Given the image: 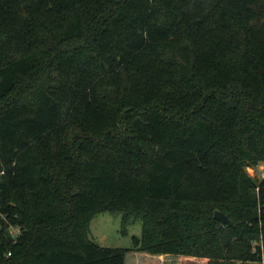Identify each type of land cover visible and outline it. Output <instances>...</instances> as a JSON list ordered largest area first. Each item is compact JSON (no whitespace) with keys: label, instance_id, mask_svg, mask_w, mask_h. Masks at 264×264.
<instances>
[{"label":"trees","instance_id":"16d2710c","mask_svg":"<svg viewBox=\"0 0 264 264\" xmlns=\"http://www.w3.org/2000/svg\"><path fill=\"white\" fill-rule=\"evenodd\" d=\"M260 162L264 0H0V264H264Z\"/></svg>","mask_w":264,"mask_h":264},{"label":"rangeland","instance_id":"374dc122","mask_svg":"<svg viewBox=\"0 0 264 264\" xmlns=\"http://www.w3.org/2000/svg\"><path fill=\"white\" fill-rule=\"evenodd\" d=\"M247 173L254 178H261L264 172V163L246 167ZM122 214L102 212L97 214L90 223V237L101 246L108 247H130L132 237L140 236L142 232V221L131 219L128 222L126 232H123ZM260 264V263H248Z\"/></svg>","mask_w":264,"mask_h":264},{"label":"crops","instance_id":"0c3cea01","mask_svg":"<svg viewBox=\"0 0 264 264\" xmlns=\"http://www.w3.org/2000/svg\"><path fill=\"white\" fill-rule=\"evenodd\" d=\"M175 260H177V264H207L208 259L189 256H178L176 258H171L169 256L162 255L160 257H155V260L150 262L151 264H171Z\"/></svg>","mask_w":264,"mask_h":264},{"label":"water","instance_id":"95a60500","mask_svg":"<svg viewBox=\"0 0 264 264\" xmlns=\"http://www.w3.org/2000/svg\"><path fill=\"white\" fill-rule=\"evenodd\" d=\"M214 217L222 223L228 224L232 221L220 210H215ZM236 264H247V262L239 261Z\"/></svg>","mask_w":264,"mask_h":264},{"label":"built area","instance_id":"2783aa9c","mask_svg":"<svg viewBox=\"0 0 264 264\" xmlns=\"http://www.w3.org/2000/svg\"><path fill=\"white\" fill-rule=\"evenodd\" d=\"M2 217L5 219L4 216H2ZM9 231H10V234H11L12 238L15 240L17 238V235L20 233V227L19 226L10 225L9 226ZM8 254L10 255V252H8Z\"/></svg>","mask_w":264,"mask_h":264}]
</instances>
